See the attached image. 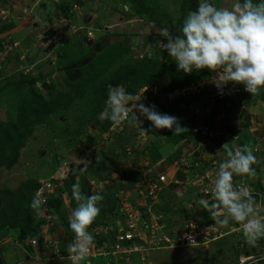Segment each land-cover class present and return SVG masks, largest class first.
<instances>
[{
    "label": "rangeland",
    "instance_id": "1",
    "mask_svg": "<svg viewBox=\"0 0 264 264\" xmlns=\"http://www.w3.org/2000/svg\"><path fill=\"white\" fill-rule=\"evenodd\" d=\"M23 1L24 0H20L19 2L17 1V3L14 2L16 3L17 8L14 6L11 7L12 11L10 12L12 14V19L9 17L8 24L0 22V30L8 28L11 25L15 26L18 24L20 21L17 18L22 14L24 18L26 16H30L33 19H35L36 15L38 25H40L41 21L45 22L46 20H49V22L47 21L46 23L49 25L52 23L55 24L53 25V28L55 29H42L40 27L41 30L39 29L40 32L37 34V28L29 27V29L24 30V33L29 32V34L25 35V38H27L26 45L21 42L22 39H20L21 37H18L19 34L12 36L16 38L14 41L16 40V42H19V47L22 48V45L24 48L23 50L27 53V55H30V57L27 58L26 64H34L36 69L35 67L32 68V66L26 67L25 63L19 61V54L14 52L8 58L13 64L17 65V67L19 65V68H13V65L9 66L11 69H9L8 66L5 67V72L3 70L0 71V80L3 78H9L10 80L13 78L15 79L16 76H19L18 74H21L20 76H30L31 78H38L39 76L38 80L35 82L34 88L42 95L41 97L43 98L44 103H49L52 98H54L50 88H53L56 92H60L64 89V84H66L65 79L67 78L66 70L64 69L65 66L75 64L78 59L92 54V52L95 51V46H97L96 43H102L104 46H108L114 45L115 42L128 41L130 58H126L130 59V61H135L136 59L137 61L143 60V58L139 59V56H146V52L152 50L151 54H153V59H151V61L158 59L163 62V73L161 74V78L156 83L147 82L144 84V87H147V91L144 92V95H146L148 99L145 102V105L148 106L154 104L158 112L175 116L178 120L185 123L186 126L189 125V127H195V123H193L195 122V117L192 114L191 107H195V105H205L204 103H206L208 99L206 96H201L199 98L197 97V99L191 103L190 101L185 102L182 100L190 96L181 97L180 95H173L172 98H166L176 89L163 94L161 89L170 81L173 75V70L170 59H163L162 53L159 52L160 48H162L161 44L166 42L165 37L160 31L162 28L153 22V19L150 20L152 16L154 18H158L162 24L170 27L172 32L177 30L179 24H181L182 28L183 21L187 16L184 13L185 9L182 8L185 5L187 8L188 0H136L144 7V10H149V13L147 15L141 13V15L139 14L133 16V18L131 17V19L129 18L130 20H126L123 17V14L130 13L132 11V0H93V2H97V8L94 9L93 4L89 3L87 8L83 7L82 11H76L77 14L74 10H71L70 14H72V20H64L62 18L61 5L63 3L65 4L67 0H31V2H26L25 4ZM184 2L186 3L184 4ZM241 2H243V0H241ZM7 5H10L7 0H0V7ZM23 8H26V13L23 12ZM40 8L45 12V15L42 17L38 15L41 13L39 10ZM81 16L85 20L87 19V22H84ZM89 20L93 21V24L96 23L98 25L94 30L95 32H93L94 38L93 35H87L89 28H91V26H89ZM126 21L128 22L126 23ZM1 24L3 25L2 28ZM122 25L124 26L122 27ZM31 32L36 36H30ZM72 32L76 33L71 37V40L66 42L68 35ZM51 36H55V41H51ZM32 37H35V41ZM63 42L65 43L61 45ZM4 45L5 43L0 42V53L4 49ZM36 61L38 63H34ZM122 61L123 60H119L118 62L117 60V65L121 64ZM41 62L43 64L42 66H40ZM117 65L115 67H117ZM59 69L62 70L60 71ZM35 70L37 72H35ZM48 72L50 73L46 74ZM2 81H0V85L3 84ZM43 82L50 84V88L44 89ZM144 87L141 86L135 91H140V89ZM151 90V94H155L152 97L149 94L147 95V92H151ZM136 92H134L133 95H136ZM24 93L25 91L22 93L15 92V88L13 87L9 90L6 89L3 92H0V109L4 110L5 113V118L1 122H7L10 120L14 121L16 118V109L19 106L17 105V102L24 97ZM78 104L79 102L74 103L73 107L66 111V115L57 120L56 125L53 123L49 126V124L46 123L45 125L35 127V129L32 130L31 134L28 136L24 147L20 149L15 165H12L10 169L6 167V164H2L0 166V189H6L11 192L8 196L10 201L21 196L23 187L22 184H26V181L37 179L38 182L41 178L50 177L53 170L63 162L68 169L69 176L71 170L75 168L74 160L81 159L87 162V166L82 170L78 169L80 178L81 176H86L88 181L98 185L104 183H114L115 188L113 189V187H111V190H114V192L115 190L126 187V192L129 193L128 201L134 203L136 195L132 187L138 185V183L135 182L129 185V179L126 177L123 178L121 175L127 172L126 170L130 168L132 163L136 162L141 170L133 172L129 176L132 178L138 176L140 177L144 174L146 176L147 171L152 170L150 169V161L152 162V160L149 156V150L151 148H157V150L161 152V155L166 153L164 150H167L169 146H167L165 136L163 135L167 134L168 131H164L165 133L162 132L163 134L156 132L152 129L151 121H149L146 117L137 115V120L132 113H129V118L125 121L124 125L114 123L103 135L96 134L95 131L92 130V126L88 124L84 128L81 136L76 137L75 135H66L64 132L65 130H73L76 125H80V123H78L80 119H76L81 115L80 108H76V105ZM41 106H44V104H31L29 99L25 103V106L23 105V107L28 111H35ZM213 110L216 111V109ZM50 118L55 119V116L52 115ZM200 121L203 122L202 120ZM88 136L93 137V145H90ZM195 138V134L192 135V137H188L186 145L190 146L191 144L194 146L193 148H195V145L197 144V139ZM182 146L183 145L179 143L175 147L174 152L177 151L178 153H181L180 151ZM91 172H96V177H91ZM163 203L168 204L169 206L170 204L175 206L172 199H167L165 202L161 201L160 206H162ZM9 206L10 205L7 207ZM3 210H0V216L1 211ZM113 219L114 216L107 220L103 219L102 224L98 225L97 228L103 232L105 228L108 229V225L113 222ZM17 233L18 229H14L11 232L10 227L8 226L1 229L0 264H50L44 260L47 259L44 256L49 253L46 252L44 253L45 255H41L42 252H40V250L38 251V249L35 252L33 250L29 252L27 251L28 249L18 240L15 242L16 239L13 240V238H15L14 235ZM9 234H11L13 238H10ZM222 236L224 235L222 234ZM221 240L217 242L222 244ZM227 241H232L229 245L232 246V250L223 251L222 248H219L220 245L219 247H212L213 243H208L204 244L203 247L194 246L180 250L161 251L155 254L153 253V255L156 264H160L164 260L163 259L160 263H157L156 255L161 256L160 254L164 257L165 255L167 256L165 257V264H191L190 260H187V257H190L193 251H199L202 256H207L206 261L208 264H218L225 252H233L235 256V248L237 247L239 252L242 254L246 251L252 255L261 254L260 244L262 240L258 241L259 246L256 247V249H251V247L247 245L245 240L241 239V237L238 239L234 237L233 240ZM26 245L30 246L28 243H26ZM37 247L40 249L39 246H36L34 247V250ZM44 247L47 249L50 248L48 247V244ZM222 251L223 253H221ZM217 252L220 253L218 254ZM210 253L218 254L217 258L214 259V256L212 257ZM180 255L185 258L181 260ZM37 257L39 260H36ZM51 257L52 254L50 253L49 258ZM169 257L171 258V261ZM196 257L197 254H195V258ZM231 257L232 256L229 255L228 259ZM234 259L236 260L235 257ZM102 260L106 262L107 259ZM235 260L232 264H235ZM152 261L154 262V260ZM91 262L96 263L97 261ZM58 263L72 264V261L63 260L58 261ZM81 264L87 263L82 261ZM195 264L203 263H199L197 262V259H195ZM252 264H264V258L260 262Z\"/></svg>",
    "mask_w": 264,
    "mask_h": 264
},
{
    "label": "clouds",
    "instance_id": "2",
    "mask_svg": "<svg viewBox=\"0 0 264 264\" xmlns=\"http://www.w3.org/2000/svg\"><path fill=\"white\" fill-rule=\"evenodd\" d=\"M91 28L93 33L97 27ZM160 31L166 41L161 47L173 58L177 71L190 75L193 71L207 69L214 73L208 82L214 84L220 94H223V89L230 82L243 84L245 90L255 96L264 89V0H259V3H253V0H232L230 7H217L210 0H200L197 9L187 13L180 29L182 35L173 36L167 27ZM14 52L19 54L18 50L12 53ZM8 60L11 61L9 58ZM107 93L106 105L98 117L101 121L110 120L118 124L127 120L130 112L138 120L135 113L139 112L140 116L151 121L156 129L174 130V133L184 130L177 117L158 112L154 104L146 106L142 102L143 95H133L123 84H109ZM192 135L194 134H191V137ZM223 147H226V144ZM227 157L228 159L218 165L214 185L205 189L206 193L211 192L214 202L210 205L205 202L204 207L218 224L226 225L229 219L241 223L245 243L250 247H258V241L263 239L264 243V215H261L252 190L245 185L234 186L233 176L254 178L256 171L252 166L260 161L253 154L250 145L237 147L234 151L228 150ZM78 163L87 166L84 160L79 159ZM72 196L77 207L69 214L68 224L75 238L66 247L69 254L58 247L64 258L54 260L51 253L50 262L61 264L58 261L69 260L72 264H81L82 261L90 262L96 259L112 262L108 257L89 255L94 244L92 232L98 228L96 226L89 231L88 229L100 214L98 205L104 196L99 193L91 196L83 194L79 183L72 186ZM40 205L41 201L37 197L31 206L39 212ZM55 219L53 217V223ZM29 240L31 239L26 240L28 244ZM104 241L110 244L107 228L101 232L98 240L99 244ZM158 252L161 251L155 253ZM241 256L252 254L240 253L235 264H238Z\"/></svg>",
    "mask_w": 264,
    "mask_h": 264
},
{
    "label": "trees",
    "instance_id": "3",
    "mask_svg": "<svg viewBox=\"0 0 264 264\" xmlns=\"http://www.w3.org/2000/svg\"><path fill=\"white\" fill-rule=\"evenodd\" d=\"M83 3L84 0H67L65 4L63 3L61 5L63 18L72 20V14H70L72 7L75 4L83 7ZM185 3L186 2H184V4ZM253 3H259V1L256 0L253 1ZM131 7L132 11L130 13L123 14L126 20H130L131 17L133 18V16L139 14L141 15V13L146 15L149 13V10H144V7L136 0L131 1ZM182 9H185L184 13L187 15L188 9L185 6ZM152 19L153 22H155L161 28L167 27L162 24L158 18H154L152 16L150 20ZM83 21L87 22V19L85 20L83 18ZM12 26L13 25L9 26L8 28L1 29L0 33L11 29ZM167 28L172 32L170 27ZM180 29L181 24L178 25L176 31L172 32L173 36L182 35ZM75 33L76 32H72L69 34V37H72ZM68 40H71V38H68ZM0 42H2V40H0ZM159 52L162 53L163 59H170L173 70V75L170 81L161 89L163 94L171 92L174 89L180 88L182 86H187L191 83L195 84L210 74L207 69L193 71L190 75L184 74L182 71H177V66L173 58L168 56V53L164 52L162 48H160ZM126 57L130 58V48L128 41L115 42L114 45H108L101 50L94 51L92 54L78 59L75 64L79 62V66L77 67L76 71L70 74V79H65V88L60 92H56L53 88L50 89L54 98H52L49 103H44L43 98L41 97L42 95L34 88L35 82L38 80L39 76L38 78H31L30 76H20L21 74H18L20 77L16 76L15 79L13 78L10 80L7 77V79L3 78L5 80L1 79L0 81L3 80V84L0 85V92H3L6 89L9 90L13 87L15 88V92L22 93L25 91V93L24 97L17 102V105L19 106L16 109V118L14 121H0V166L2 164H6V167L10 169L12 165H15L20 149L24 147L25 142L32 130H34L37 126L45 125L46 123L49 124V126H51L53 123L56 125L57 120H59L60 117H64L67 113L66 111L69 108H72L76 102H79V104L76 105V108H80L81 110V115L76 118L78 120L80 119L78 122L80 125H76L73 130H65V134L79 137L82 135V132L87 124L91 125L99 135L106 133L113 122L110 120L101 121L98 119V117L103 111L108 99V85L111 84L115 86L117 84H123L127 91L133 94L136 92L135 90L137 88L144 86V84L147 82L156 83L161 78V74L163 73V62L158 59L151 61V59L145 56L143 57V60L137 61L136 59L135 61H130V59H127ZM117 60L118 62L119 60L123 61L121 64L117 65ZM116 65L117 67H115ZM59 70L61 71L62 69ZM260 92L264 93V90L261 89ZM262 98L264 99V94ZM28 99L31 104H44V106L37 108L35 111H28L23 107V105L25 106V103L28 101ZM196 99L197 97L190 96L182 100L185 102L190 101L192 103V101ZM223 105V102L222 105L219 104V107L216 105L215 107H218V109L216 111L213 110V112L218 114L217 112L222 108ZM225 111L226 109L224 112ZM52 115L55 116V119L50 118ZM179 124L182 128H184L183 131L180 133H174V130H170L165 136V141L167 142L166 144L169 147L175 148L184 139L191 137L192 127H189V125L186 126L185 123L181 122V120H179ZM88 140L90 145L94 143L92 136H88ZM177 155L178 153H176L173 157H170L169 161L172 162ZM149 156L152 160V162L150 161L151 165L156 164L162 159L161 152L157 150V148H151L149 150ZM252 167L256 170V166L253 165ZM95 174L96 172H91V177H96ZM78 175V171L70 172L68 178L64 181L65 192L63 191V193H66L71 199V207L73 209L77 207V204L72 196V186L79 182L83 194L86 195V185L88 183V179L85 176H81L79 181L76 180ZM121 177H126L129 179V185L138 182L141 179V176L132 178L131 176H127L126 173L121 175ZM22 186L24 188L22 187L21 196L14 198L11 201L8 199V196L11 192L6 189H0V207L2 206L1 208L4 209L3 210L0 208V210H3L1 211L0 216V232L5 226L10 227L11 232L14 229H18V233L16 235L17 240L22 243L29 252H31L32 247H30L31 245H26V240L32 238L39 239V235L42 234L41 226H43L42 219L40 218V210L37 212L31 206L34 200V192L39 185L37 179H34L31 181H26V184L24 183ZM113 188H115V185H113ZM8 205L10 206L7 207ZM46 205L53 217H55L61 223L66 224L65 218H61V216H63L64 206L62 192H59L55 196L51 197L47 201ZM98 207L101 209L100 214L92 223V225H90L88 231L98 225H101L103 219L107 220L113 216L115 217L117 201L114 199L113 192L111 190L107 191L103 201L101 202V206ZM208 217L212 218L210 214ZM263 247L262 249H264Z\"/></svg>",
    "mask_w": 264,
    "mask_h": 264
},
{
    "label": "built area",
    "instance_id": "4",
    "mask_svg": "<svg viewBox=\"0 0 264 264\" xmlns=\"http://www.w3.org/2000/svg\"><path fill=\"white\" fill-rule=\"evenodd\" d=\"M82 9V6L75 4L71 10H74L76 13V11H82ZM5 20L6 14L0 12V22L2 23ZM91 29L92 28H89V32L87 33L88 36L92 35ZM54 39L55 36H51V41H55ZM17 50L19 51V61L25 64L27 63V53L19 47V43L6 42L3 52L0 53V71H4L5 67L8 66L9 68V66L12 65V62L8 60V56L13 51ZM151 53L152 50L147 51L145 55L149 59H152L153 54ZM143 57L145 56L140 55L139 59ZM27 66H32V68L35 67L34 64H26V67ZM17 68H19V65ZM213 75L214 73L210 72L209 76L196 84L182 86L166 97L172 98L173 95H180L181 97L193 96L198 98L206 96L208 99V101L204 103L205 105H195V107H191L192 114L195 117V122H193L195 123V127L192 129V134H195L199 138L197 147L193 148L194 146L191 144L190 146L186 145L187 138L184 139L181 142L183 145L181 149L183 152H181V155L172 162L173 164L167 165L170 167L165 166V168H172L184 176L185 179L181 183V195L183 194V196H188L193 199H197L201 196L206 199V202L214 201L211 192L206 193L205 189H210L214 185L219 163L228 158H222L220 162L213 161L210 164L211 170L202 173L195 172L194 153L202 155V148L210 145V141L221 134L217 127L213 128L211 125L200 124L199 118L213 112V108L217 110L219 104L222 105V102L224 105L217 112L218 114H223L225 109L227 110L230 108V101L232 99L239 96H255L248 93L243 84H234L231 82L223 89V94H220L216 86L208 82ZM146 88L144 87L140 89V91L138 90L135 96H142ZM151 93L152 90L151 92H147V95L149 94L151 97L155 95ZM147 100V96L144 95L142 102L145 104ZM216 105H218V107H215ZM135 114L140 115L139 112ZM125 121L119 124L124 125ZM112 124H114V122ZM152 129L159 133L169 131V129H156L154 125H152ZM253 151L257 152L258 148H254ZM164 163V160H160L155 166H160V164ZM67 176L68 169L63 162L54 170L49 178H41L38 181L39 186L34 192V199L39 197L41 201L40 218L44 225L51 226L53 223V216L46 205L47 201L57 193L62 192L63 194V191L65 192L64 181ZM137 183L138 185L133 187L136 195L134 203L128 201L129 193L126 192V187L120 188L114 192L113 196L117 201V213L113 222L108 225L111 243L109 244L108 241H104L102 244H99L98 240L101 236V231L99 229L93 230L92 235L94 236V244L90 249V256L108 257L110 260L117 262L122 261L125 264H152L149 261L152 253L204 245L222 236V234L218 233L213 227L198 225L192 220L181 221L182 227L179 230L175 229L174 226L169 227L170 223H175V218L170 214L163 216L160 208L165 188L168 185L167 173H157L150 170L147 171L146 176L145 174L141 176V179ZM233 183L234 186L245 185L252 190L249 186V180L244 176L234 175ZM10 238H13L11 234ZM13 240H15V238ZM15 242H17V240H15ZM40 243L44 245L48 244V247L53 250L52 254L54 260H61L64 258L56 244L52 242L49 243L43 234L39 235V239L32 238L29 240V244L32 247L39 246ZM263 258L264 252L256 256H241L238 264H252L260 262Z\"/></svg>",
    "mask_w": 264,
    "mask_h": 264
},
{
    "label": "crops",
    "instance_id": "5",
    "mask_svg": "<svg viewBox=\"0 0 264 264\" xmlns=\"http://www.w3.org/2000/svg\"><path fill=\"white\" fill-rule=\"evenodd\" d=\"M7 1L9 2V4L11 6L7 5L4 7H0V12H4L6 14V20L4 21L5 24H8L9 17L12 19V14L10 12V11H12L11 7L14 6L15 8H17L16 3H17V1L19 2L20 0H7ZM14 2H16V3H14ZM26 2H31V0H24L23 1L24 4ZM94 2H93V0H84L83 7L87 8L89 6V3L94 4ZM199 2H200V0H188V2H187L188 3V5H187L188 12L189 11H195L198 7ZM210 2L215 4L217 7H221V6L230 7L232 0H210ZM21 3H22V1H21ZM185 7H186V5H185ZM39 10L42 14L40 13L38 15L40 17L44 16L45 15L44 10H42L41 8ZM23 12L26 13V8H23ZM47 15H48V13H47ZM123 17H124V15H123ZM17 19H19V21L21 22L24 19L23 14L21 16L19 15ZM36 19H37V16L35 15V19H34L35 25L31 26V27L37 28L36 29L37 34H39V32L41 30L40 27L42 29H47V28H51L52 30L55 29V28H53L54 27L53 25H55V24L52 23L49 25L48 23H46L47 21L49 22V20H46L45 22L41 21L40 25H38V22ZM59 19H61V18H59ZM63 19L66 20L65 18H63ZM127 22L128 21H126V23ZM2 26L3 25L1 24V27ZM89 26L96 27L98 25L96 23L93 24V21H90ZM123 26L124 25H122V27ZM26 29H29V27ZM52 30H49V31H52ZM18 34H19L18 37H21L20 39H22L21 42H23V44L26 45V39L27 38H25V35L29 34V32L24 33V30H23L22 32H20ZM18 34H15V35H18ZM32 35L36 36L31 32L30 36H32ZM92 35L94 38L93 33H92ZM34 38L35 37H32L33 40H34ZM68 38L70 39L71 37H69V35H68ZM14 39H16V38L9 36L6 39H4L2 42L6 44V42H13ZM14 42H16V40ZM64 43L65 42H63V44ZM96 45L97 46H95V48H94L95 51L101 50L104 47H106L102 43H96ZM21 47H22V49H24L22 45H21ZM28 57H30L29 54L27 55V58ZM34 63H38V62L36 61ZM42 65L43 64L41 62L40 66H42ZM78 66H79V62H77V64H72V65H68V66L64 67V69L66 70V76H68L67 77L68 79H70V77H71L70 74L72 72L76 71ZM35 72H37V71L35 70ZM49 73L50 72H48L46 74H49ZM42 81H40V82H42ZM43 86H44V89L50 88V84L45 83V82H43ZM64 88H65V84H64ZM263 94H264L263 92H260V95L258 94L259 96L257 95L254 97L239 96V97L232 99L230 101V108H228V110H226L223 114H216L215 112H210L207 115L200 117L199 121H200V119L203 121V122L200 121L199 122L200 124L211 125V126H213V128L217 127V129L219 130V132L221 134H220V136H217L213 140H211L210 145L202 148V155H199V154L197 155V153H195V172H201L202 173L204 171L211 170L210 164L213 161H219L220 162V159L228 158L227 157V151L228 150L234 151L235 148L242 147L243 145H250L252 150L254 148H258L257 152L253 151V154L256 156L258 161H260L257 165L254 164V166H256V170H255L256 176L254 178H251V179L248 178L247 176H244V177L249 180V186L253 190V195L257 201V204L260 207L261 215H264V99L262 98ZM92 130H94L95 133L98 134V132L95 129L92 128ZM195 137H196L195 139H197V144L195 146H197L199 138L196 135H195ZM225 144H226V147H223V145H225ZM174 149H175L174 147H168L167 150L166 149L164 150V151H166V153L162 154L163 157L161 159V160L165 161L164 164H160V166L159 165H156V166L152 165L150 167V169H152L151 171H154L157 173H167L168 185L165 188L163 198H162V202H165V200H167V199H169V200L172 199L175 206H173L171 204L169 206L168 204L163 203L162 206H160V208H161V211L163 213V216H165L166 214H170L175 218V220H174L175 223H170L169 227L174 226L175 229L179 230L182 227L181 221H185V220H192L198 225L211 226L215 230H217L218 233L224 235V236L217 238L216 240H213V242H211V243H213L212 247H219V245H220L219 248H222L223 251L232 250V246H229L232 243V241L228 242L227 240H233L234 237L236 239L241 237V239L245 240L244 235H243L242 224L239 222H236L234 220H231V219H229V222L226 225L218 224L215 222L213 217L212 218L208 217L209 211L206 210L204 207L205 202H206L205 198L199 196L197 199H193V198H189L188 196H183V194L181 195V191H182L181 183L185 179L184 176L180 172H177V171L173 170L172 168H165V166L173 164L172 162H174L175 159L179 155H181V153H178L177 151L174 152ZM184 151H187V150H184ZM180 152H183V151H180ZM176 153H178V155L176 156V158L172 162H170L169 158L173 157ZM76 159H77V157H76ZM78 161H79L78 159L74 160V162H75L74 167L75 168L73 170H71V172L78 171V169L82 170L85 168V165L78 163ZM167 167H170V166H167ZM139 170H141V168L139 167L138 163L134 162L131 164L130 168L126 170L127 171L126 174H127V176H129L133 172H138ZM79 179H80V176L78 175L76 177V180L79 181ZM111 184H112V186H111ZM94 185H96V186H94ZM113 185H114V183H109V184L104 183V184L98 185V184L92 183L91 181H88V183L86 185V195L91 196L93 194L99 193L105 197V194L107 193L108 190H111V187H113ZM111 191L114 194V190H111ZM115 191H117V190H115ZM180 197H182V198H180ZM62 198H63L64 206H63V216H61V218L62 217L65 218L66 224H63L59 220L55 219L53 225H51V226L43 224V226H41V231H42L43 235L45 236V239L49 240V243L50 242L55 243L57 247H59L61 250H64L66 252V254H69L66 251V247H67L68 243H70L75 238V234L71 231V229L69 228V224H68V216L71 213V211L73 210V208L71 207V199L67 196L66 193L62 194ZM213 202L214 201L208 202V203L210 205ZM98 206H101V203ZM205 216H207V217H205ZM58 219H60V218H58ZM220 219H224V217H220ZM16 235H14L15 239H16ZM221 239H224V240H221ZM220 240L222 241L221 242L222 244H219L220 242L219 243L217 242ZM110 243H111V237H110ZM226 244H227V246H226ZM44 246H45L44 244H41L40 249L38 247L35 250L32 248L31 249L34 252L37 251V249H38V251L40 250V252H42L41 255H45L44 253L47 252L49 254L45 255L44 257L49 258L50 253H52L51 252L52 249L51 248L47 249ZM260 246H261V250H262L263 239L261 241ZM200 247H203V246H200ZM252 248L256 249V247H252ZM235 249H236V251L234 250L236 253L235 256H234L233 252H230V251L225 252L224 255H222L223 257H221V261H219V260H217V261H219L220 264H232L233 261L235 260L234 259V257H235L236 258L235 262H236L240 252H239L238 247ZM223 251L221 253H223ZM217 253L219 254L220 252H217ZM195 254H197L196 258H195ZM218 254H211V255H212V257L214 256L213 258L215 259V258H217ZM248 254H250V253H248ZM152 255H151L149 261L152 264H156L154 255L153 256ZM160 255L161 256L156 255L157 263L158 262L160 263L164 259L163 262H161L160 264H165V259H166L165 257H167V256L165 255V257H164L162 254H160ZM229 255H231L232 257L228 259ZM172 257H173V255H172ZM184 258H185L184 256L180 255L181 260H183ZM169 259L171 261L170 257H169ZM195 259H197V262H199V263L201 262L203 264H208L206 261L207 256H202V254H200L199 251L198 252L193 251L191 253L190 257H187V260H190L191 264H195ZM36 260H39V258L37 257ZM152 260H154V262ZM91 261H97V262L92 263ZM175 261H176V259H175ZM85 262L87 264H125L122 261L110 262L109 260H106V262H105L102 259L90 260V262L85 260Z\"/></svg>",
    "mask_w": 264,
    "mask_h": 264
},
{
    "label": "water",
    "instance_id": "6",
    "mask_svg": "<svg viewBox=\"0 0 264 264\" xmlns=\"http://www.w3.org/2000/svg\"><path fill=\"white\" fill-rule=\"evenodd\" d=\"M93 6H94V9L97 8L96 1L94 2ZM34 25H35L34 19L30 16H26L21 22L13 26L11 29L0 33V40H3L9 36L18 34L22 32L23 30H25L26 28L34 26ZM4 118H5L4 110L0 109V121H3Z\"/></svg>",
    "mask_w": 264,
    "mask_h": 264
},
{
    "label": "flooded vegetation",
    "instance_id": "7",
    "mask_svg": "<svg viewBox=\"0 0 264 264\" xmlns=\"http://www.w3.org/2000/svg\"><path fill=\"white\" fill-rule=\"evenodd\" d=\"M13 65V64H12ZM14 66V65H13ZM12 67V66H11ZM13 68H17V65H15ZM9 69H11L10 67H9ZM49 259V260H48ZM44 260H46L47 262L49 261L50 262V258H47V259H44ZM54 263H56V262H50V264H54Z\"/></svg>",
    "mask_w": 264,
    "mask_h": 264
}]
</instances>
